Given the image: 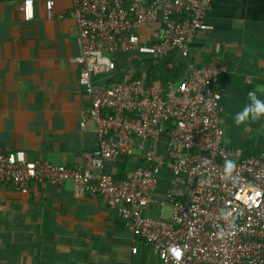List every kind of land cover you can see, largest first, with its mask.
Returning a JSON list of instances; mask_svg holds the SVG:
<instances>
[{"label":"built area","instance_id":"built-area-1","mask_svg":"<svg viewBox=\"0 0 264 264\" xmlns=\"http://www.w3.org/2000/svg\"><path fill=\"white\" fill-rule=\"evenodd\" d=\"M69 1L79 45L77 81L89 100L79 122L83 129L91 122L96 147L66 166L28 160L24 151L0 144V184L24 193L30 181H69L76 197H98L118 212L132 253L147 248L165 264H264V148L237 160L224 145L216 62L190 65L186 77L172 82L137 66L116 71L113 58L135 51L154 64L172 51L187 56L196 31L208 27L210 0ZM43 2L50 17L54 0ZM33 5L22 0L24 19H32ZM156 22L161 33L147 44L140 29ZM96 75H103L100 84ZM117 156L136 158L123 177L106 170ZM226 160L236 164L232 178L224 175ZM164 171L160 204L167 212L153 216Z\"/></svg>","mask_w":264,"mask_h":264},{"label":"crops","instance_id":"crops-1","mask_svg":"<svg viewBox=\"0 0 264 264\" xmlns=\"http://www.w3.org/2000/svg\"><path fill=\"white\" fill-rule=\"evenodd\" d=\"M21 3L0 0V144L24 151L28 160L73 166L96 140L91 122L84 129L79 122L89 100L73 60L79 45L71 2L54 0L47 17L43 0H34L29 20ZM204 22L208 27L196 31L187 56L172 51L151 64L135 51H118L116 71L137 66L176 82L190 65L214 60L223 143L235 159H244L264 148V117L239 127L233 121L249 103L247 93L264 85V0H210ZM160 30L159 22L142 26L141 39L153 43ZM103 80L94 77L96 84ZM135 164L136 158L117 156L106 170L123 177ZM167 184L164 171L149 210L153 216L167 212L160 204ZM130 247L131 234L118 212L98 197H76L69 181H30L24 193L0 184V264H165L147 248L132 253Z\"/></svg>","mask_w":264,"mask_h":264},{"label":"clouds","instance_id":"clouds-1","mask_svg":"<svg viewBox=\"0 0 264 264\" xmlns=\"http://www.w3.org/2000/svg\"><path fill=\"white\" fill-rule=\"evenodd\" d=\"M257 93L264 94V85H257L255 90L247 93L249 103L233 117L235 126L239 127L247 122L254 123L264 117V99L259 98ZM235 168L236 164L234 161L226 160L223 166L224 175L227 178H232ZM177 255H179V253H177Z\"/></svg>","mask_w":264,"mask_h":264},{"label":"water","instance_id":"water-1","mask_svg":"<svg viewBox=\"0 0 264 264\" xmlns=\"http://www.w3.org/2000/svg\"><path fill=\"white\" fill-rule=\"evenodd\" d=\"M160 33H161V31H160Z\"/></svg>","mask_w":264,"mask_h":264}]
</instances>
